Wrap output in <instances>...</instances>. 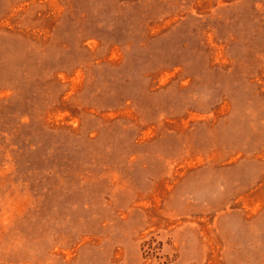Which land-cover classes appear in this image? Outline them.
<instances>
[{
  "label": "rangeland",
  "instance_id": "374dc122",
  "mask_svg": "<svg viewBox=\"0 0 264 264\" xmlns=\"http://www.w3.org/2000/svg\"><path fill=\"white\" fill-rule=\"evenodd\" d=\"M0 264H264V0H0Z\"/></svg>",
  "mask_w": 264,
  "mask_h": 264
}]
</instances>
